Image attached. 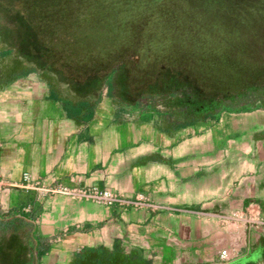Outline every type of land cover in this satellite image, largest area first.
Masks as SVG:
<instances>
[{
  "label": "crops",
  "instance_id": "0c3cea01",
  "mask_svg": "<svg viewBox=\"0 0 264 264\" xmlns=\"http://www.w3.org/2000/svg\"><path fill=\"white\" fill-rule=\"evenodd\" d=\"M4 39L0 264H264V107L176 122Z\"/></svg>",
  "mask_w": 264,
  "mask_h": 264
},
{
  "label": "rangeland",
  "instance_id": "374dc122",
  "mask_svg": "<svg viewBox=\"0 0 264 264\" xmlns=\"http://www.w3.org/2000/svg\"><path fill=\"white\" fill-rule=\"evenodd\" d=\"M0 4L7 14L19 16L23 11L31 21L37 19L44 32L40 55L62 68L70 64L66 69L72 67L79 75L95 76L97 65L90 55L76 60L73 49L89 37L93 42L116 17L121 23H131L129 32L134 40L188 48L194 51L192 61L202 49H221L219 58L230 69L218 74L212 91L207 89L212 92V104H219L217 111L220 107H264V76L255 75L250 61L254 51L264 53V0H0ZM121 23L117 22L120 28L124 25ZM15 24L21 29L34 27L21 16ZM8 29L3 27L7 39ZM236 53L242 55V62L251 64L240 65L233 60L239 66L232 72V54ZM164 88L162 85L159 89ZM184 119L174 118L176 122ZM226 257L223 251L221 258Z\"/></svg>",
  "mask_w": 264,
  "mask_h": 264
},
{
  "label": "trees",
  "instance_id": "16d2710c",
  "mask_svg": "<svg viewBox=\"0 0 264 264\" xmlns=\"http://www.w3.org/2000/svg\"><path fill=\"white\" fill-rule=\"evenodd\" d=\"M18 15L34 24V27L18 28L15 21L19 16L5 13L0 4V31H2L0 36L12 43L13 49L19 54L27 55L30 59L43 56L40 55L39 47L42 44L40 38L44 32L39 28L37 19L31 21L23 11ZM109 18L112 17L109 16ZM116 19L118 18H113L114 21L110 22L108 29L104 33H98L93 42L89 37L88 41H82L77 48L73 49L76 52V60H80L81 55H90L95 61L93 64L97 65L95 76L75 73L78 78L93 79L96 89L103 87L109 94L128 105L138 104L140 100L152 102L160 99L161 102H166L165 105L157 104L156 106L169 112L174 118L190 117V120H195L197 117L215 116L220 111L228 110L220 107L217 111L219 104H212L214 99L209 96L212 92L207 91V89L212 91L219 75L230 69L229 64L219 58L221 49L216 52L211 51L210 48L202 49L196 55L197 58L194 57L192 61L193 50L179 46L170 47L163 43L134 40L129 32L131 23L124 24ZM117 22L124 24L123 27L120 28ZM1 24L4 28L6 27V30L9 28L8 39L3 34ZM7 52L10 50L8 49ZM253 54L250 61L255 67V75L264 76V53L254 51ZM240 57H242L241 54H232V72L236 70V66H239L233 64V60L240 61L238 62L240 65L251 64V62H242ZM67 64L65 63L63 69L71 66ZM246 68H248L247 65ZM71 69L75 71L74 68L71 67ZM162 85L165 86L164 90L159 89ZM192 104L195 111L191 108ZM253 108L257 106H243L239 110Z\"/></svg>",
  "mask_w": 264,
  "mask_h": 264
},
{
  "label": "bare ground",
  "instance_id": "6f19581e",
  "mask_svg": "<svg viewBox=\"0 0 264 264\" xmlns=\"http://www.w3.org/2000/svg\"><path fill=\"white\" fill-rule=\"evenodd\" d=\"M58 189H61V191L62 190L67 191L68 190L67 187H61V188L58 187ZM77 192H79V191H77ZM102 196H103L104 199H106L111 204L116 201V199L110 194H103Z\"/></svg>",
  "mask_w": 264,
  "mask_h": 264
},
{
  "label": "flooded vegetation",
  "instance_id": "af4514ba",
  "mask_svg": "<svg viewBox=\"0 0 264 264\" xmlns=\"http://www.w3.org/2000/svg\"><path fill=\"white\" fill-rule=\"evenodd\" d=\"M136 61H137V59H136Z\"/></svg>",
  "mask_w": 264,
  "mask_h": 264
}]
</instances>
